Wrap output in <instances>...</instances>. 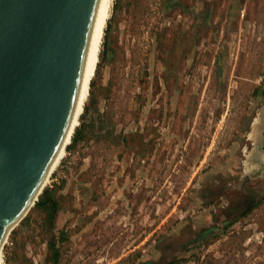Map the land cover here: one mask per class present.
Here are the masks:
<instances>
[{
    "label": "rangeland",
    "instance_id": "rangeland-1",
    "mask_svg": "<svg viewBox=\"0 0 264 264\" xmlns=\"http://www.w3.org/2000/svg\"><path fill=\"white\" fill-rule=\"evenodd\" d=\"M263 109L264 0H115L58 208L2 264H264Z\"/></svg>",
    "mask_w": 264,
    "mask_h": 264
},
{
    "label": "water",
    "instance_id": "water-1",
    "mask_svg": "<svg viewBox=\"0 0 264 264\" xmlns=\"http://www.w3.org/2000/svg\"><path fill=\"white\" fill-rule=\"evenodd\" d=\"M102 3L0 0V249L74 125Z\"/></svg>",
    "mask_w": 264,
    "mask_h": 264
},
{
    "label": "bare ground",
    "instance_id": "bare-ground-1",
    "mask_svg": "<svg viewBox=\"0 0 264 264\" xmlns=\"http://www.w3.org/2000/svg\"><path fill=\"white\" fill-rule=\"evenodd\" d=\"M114 1L115 0H103L101 11H100V15H99V20H98V24H97V28H96V32H95V36H94V40H93V44H92V49H91V54H90V59H89V65H88V71H87V76H86V82H85V86H84V90H83L80 106H79V109H78V112H77V116H76L74 125H73V127L71 129V132H70V134L68 136V139H67V141L65 143V146H64L63 150L65 149L66 145L70 142V139H71V136L73 134L74 128L79 123L78 116L81 113L84 101H85L86 96H87V88H88L89 76H90L94 66L97 63V56H98V54H99V52L101 50L102 40H103V37H104L105 29L107 28L109 19L111 17V12H112V9H113ZM256 132H258V130ZM63 150H62L61 154L59 155L57 161L53 165L52 169L50 170V172L46 176V178H45V180L43 182V185H42L41 189L39 190V193L37 194V198H39L40 194L42 193L41 191H43L44 186H45V184L47 182V179L51 175V173L54 170L55 166L57 165L60 157L62 156ZM37 198L35 197L33 199L34 202L33 203L31 202V204L29 205V208L27 209V212L25 213V215H23V217L17 223H15V225L12 228V230L27 215V213L29 212L31 207L35 205L34 203H36V201L38 200ZM2 260H3V253H2V250L0 249V264H2ZM24 260L26 262L30 261L28 256L25 257ZM24 260H23V262H25Z\"/></svg>",
    "mask_w": 264,
    "mask_h": 264
},
{
    "label": "trees",
    "instance_id": "trees-1",
    "mask_svg": "<svg viewBox=\"0 0 264 264\" xmlns=\"http://www.w3.org/2000/svg\"><path fill=\"white\" fill-rule=\"evenodd\" d=\"M78 133V130L76 131ZM75 133V134H76ZM74 140H77V135H74ZM35 206L41 210L46 211L49 216H53L54 212L58 208L57 200L54 198L51 190L45 189L43 193L39 196L38 200L35 203ZM52 257L54 258L55 262L58 260V250L53 249Z\"/></svg>",
    "mask_w": 264,
    "mask_h": 264
},
{
    "label": "flooded vegetation",
    "instance_id": "flooded-vegetation-1",
    "mask_svg": "<svg viewBox=\"0 0 264 264\" xmlns=\"http://www.w3.org/2000/svg\"><path fill=\"white\" fill-rule=\"evenodd\" d=\"M255 135L254 137L258 139V141L264 142V137L260 134L264 129V109L262 110L260 117L257 119L254 125ZM258 130V132H256Z\"/></svg>",
    "mask_w": 264,
    "mask_h": 264
}]
</instances>
